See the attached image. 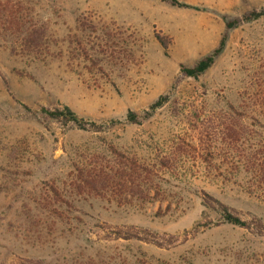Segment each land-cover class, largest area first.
Listing matches in <instances>:
<instances>
[{
	"label": "rangeland",
	"instance_id": "obj_1",
	"mask_svg": "<svg viewBox=\"0 0 264 264\" xmlns=\"http://www.w3.org/2000/svg\"><path fill=\"white\" fill-rule=\"evenodd\" d=\"M177 1L0 0V264H264V0Z\"/></svg>",
	"mask_w": 264,
	"mask_h": 264
},
{
	"label": "trees",
	"instance_id": "obj_2",
	"mask_svg": "<svg viewBox=\"0 0 264 264\" xmlns=\"http://www.w3.org/2000/svg\"><path fill=\"white\" fill-rule=\"evenodd\" d=\"M161 1L167 2L172 6H181L177 0H161ZM254 16L255 18H259L260 14L254 13ZM156 38L164 49L168 48L169 42L167 38L161 36H157ZM218 53H220L219 50H217L212 55L206 57L205 59L199 61L194 67L182 69L183 74H185L189 78H194V79L200 77L201 75L205 74L214 65ZM162 105H163L162 100H159L151 107V110L155 111L156 109L160 108ZM42 113L45 116V118H47L50 121L62 122L64 124L70 123L75 128L78 129L84 128L82 121L70 108L66 107L63 110L57 109L54 111L42 109ZM127 122L130 124H139L140 121L138 120V116L135 113H130L127 116ZM91 184H93L94 186L97 183L93 182ZM203 195H204L203 197L204 205L209 209L216 210L217 212H219L220 215L223 217L225 223L240 227L247 226L246 223L242 222L238 217L230 214L229 208L227 206L220 203L217 199L209 196L207 193H204ZM127 234L128 235L125 236L124 238L140 240V237L138 235H132L129 232ZM37 264H42V263L39 261L37 262Z\"/></svg>",
	"mask_w": 264,
	"mask_h": 264
}]
</instances>
